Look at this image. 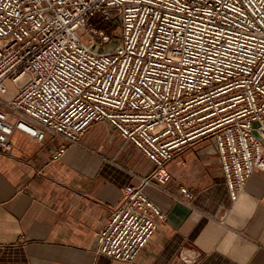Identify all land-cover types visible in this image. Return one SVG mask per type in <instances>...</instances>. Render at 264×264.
<instances>
[{"label": "built area", "instance_id": "1", "mask_svg": "<svg viewBox=\"0 0 264 264\" xmlns=\"http://www.w3.org/2000/svg\"><path fill=\"white\" fill-rule=\"evenodd\" d=\"M96 122L155 164L97 233L96 254L133 263L167 219L145 188L165 190L179 152L212 139L234 201L264 171V0H0V153L15 130L82 145Z\"/></svg>", "mask_w": 264, "mask_h": 264}, {"label": "crops", "instance_id": "2", "mask_svg": "<svg viewBox=\"0 0 264 264\" xmlns=\"http://www.w3.org/2000/svg\"><path fill=\"white\" fill-rule=\"evenodd\" d=\"M12 143L0 153V264H182V248L202 251L200 264H264V171L232 200L212 139L177 154L164 191L145 188L167 219L133 263L95 250L124 186L155 168L140 149L108 122L91 125L82 145L51 133L39 142L19 130ZM181 186L194 193L191 203Z\"/></svg>", "mask_w": 264, "mask_h": 264}, {"label": "rangeland", "instance_id": "3", "mask_svg": "<svg viewBox=\"0 0 264 264\" xmlns=\"http://www.w3.org/2000/svg\"><path fill=\"white\" fill-rule=\"evenodd\" d=\"M120 20H121V17H117L116 19L114 20H111V24L116 26V31H115V39L114 41L111 43V44H107L103 47L104 50L108 51V50H111L115 47V45H117V43H119L118 41L120 40V35L122 34V29H121V25H120ZM83 40L85 42L88 41V37L87 36H83Z\"/></svg>", "mask_w": 264, "mask_h": 264}, {"label": "water", "instance_id": "4", "mask_svg": "<svg viewBox=\"0 0 264 264\" xmlns=\"http://www.w3.org/2000/svg\"><path fill=\"white\" fill-rule=\"evenodd\" d=\"M255 126H257V123L255 124Z\"/></svg>", "mask_w": 264, "mask_h": 264}]
</instances>
